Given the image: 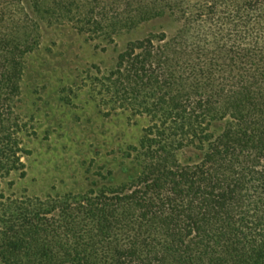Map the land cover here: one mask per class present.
<instances>
[{"label":"trees","instance_id":"obj_1","mask_svg":"<svg viewBox=\"0 0 264 264\" xmlns=\"http://www.w3.org/2000/svg\"><path fill=\"white\" fill-rule=\"evenodd\" d=\"M42 2L0 0V264H264V0H53L49 16L92 38L177 28L88 77L106 116L149 120L125 179L44 199L3 190L27 176L36 136L19 110Z\"/></svg>","mask_w":264,"mask_h":264},{"label":"rangeland","instance_id":"obj_2","mask_svg":"<svg viewBox=\"0 0 264 264\" xmlns=\"http://www.w3.org/2000/svg\"><path fill=\"white\" fill-rule=\"evenodd\" d=\"M52 1L43 0L41 11L34 3L29 9L40 46L26 61L19 113L36 136L25 138L31 151L24 159L27 176L14 175L10 180L14 186H3L5 193L16 197L81 194L94 185H117L125 179L126 152L138 145L149 120L123 112L106 116L92 99L88 77L96 68L111 69L129 43L151 33L173 34L177 28L172 20L160 19L112 37L92 38L79 33L75 23L59 16L62 13L49 16L46 9ZM98 1L99 7L105 4L114 10L123 4ZM85 3L74 1L80 11L90 9Z\"/></svg>","mask_w":264,"mask_h":264}]
</instances>
